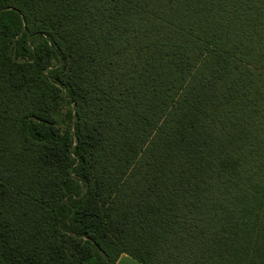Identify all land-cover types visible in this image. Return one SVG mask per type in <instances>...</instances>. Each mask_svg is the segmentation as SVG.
<instances>
[{
  "label": "trees",
  "instance_id": "trees-1",
  "mask_svg": "<svg viewBox=\"0 0 264 264\" xmlns=\"http://www.w3.org/2000/svg\"><path fill=\"white\" fill-rule=\"evenodd\" d=\"M122 254L264 264V0H0V264Z\"/></svg>",
  "mask_w": 264,
  "mask_h": 264
},
{
  "label": "rangeland",
  "instance_id": "rangeland-1",
  "mask_svg": "<svg viewBox=\"0 0 264 264\" xmlns=\"http://www.w3.org/2000/svg\"><path fill=\"white\" fill-rule=\"evenodd\" d=\"M70 109H71V106L67 103H64L62 112H60L56 116V118L58 120V124L62 128V130H66L68 128V119H67L66 113Z\"/></svg>",
  "mask_w": 264,
  "mask_h": 264
},
{
  "label": "crops",
  "instance_id": "crops-1",
  "mask_svg": "<svg viewBox=\"0 0 264 264\" xmlns=\"http://www.w3.org/2000/svg\"><path fill=\"white\" fill-rule=\"evenodd\" d=\"M116 264H141L137 260L133 259L132 257L122 254Z\"/></svg>",
  "mask_w": 264,
  "mask_h": 264
}]
</instances>
